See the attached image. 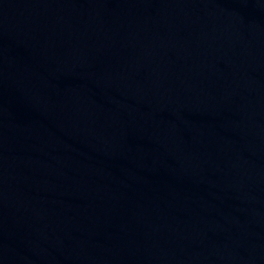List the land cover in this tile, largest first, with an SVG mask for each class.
<instances>
[{"label": "water", "instance_id": "water-1", "mask_svg": "<svg viewBox=\"0 0 264 264\" xmlns=\"http://www.w3.org/2000/svg\"><path fill=\"white\" fill-rule=\"evenodd\" d=\"M0 264H264V152L142 0H0Z\"/></svg>", "mask_w": 264, "mask_h": 264}]
</instances>
